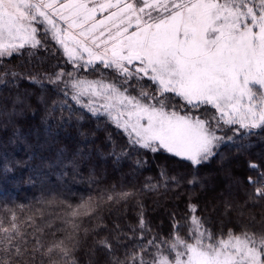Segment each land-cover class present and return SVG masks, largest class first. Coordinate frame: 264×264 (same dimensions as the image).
Segmentation results:
<instances>
[{
	"label": "snow or ice",
	"instance_id": "obj_1",
	"mask_svg": "<svg viewBox=\"0 0 264 264\" xmlns=\"http://www.w3.org/2000/svg\"><path fill=\"white\" fill-rule=\"evenodd\" d=\"M50 59L57 63L44 68ZM22 83L31 87L22 89ZM33 96L45 107L46 142L54 143L73 123L81 138L71 153L60 147L53 159L41 161L48 172L59 168L60 180L69 169L79 174L99 131L108 146L107 152L96 149L103 160L127 161L139 171L148 154L167 153L186 162L190 173L158 166V179L147 177L138 189H93L97 182L90 179L88 195L75 204L67 189L52 187L36 205H19L31 212L23 218L5 206L0 264H80L77 254L89 238L91 254L104 253L105 264H264V219L258 228L239 223L249 201L264 200L258 164L249 163L255 192H245L243 203L232 191L231 173L221 168L225 183L212 211L219 207L222 223L236 216L237 224L226 230L209 227L212 218L190 194L184 211L170 210L172 232L162 236L153 232L143 202L149 193L185 183L191 191L206 189L201 166L217 156L223 164V147L240 152L252 147L245 140L264 134V0H0V129L13 125L9 143L24 141L15 119L31 108ZM57 112L53 128L48 121ZM86 119L95 121L91 133L81 130ZM32 159H2L0 171L13 172ZM44 174L29 176L28 183ZM129 205L137 211L127 231L115 220L109 227L103 213L119 216ZM85 218L89 227H83ZM124 240L135 243L123 245L121 258L116 246Z\"/></svg>",
	"mask_w": 264,
	"mask_h": 264
},
{
	"label": "trees",
	"instance_id": "obj_2",
	"mask_svg": "<svg viewBox=\"0 0 264 264\" xmlns=\"http://www.w3.org/2000/svg\"><path fill=\"white\" fill-rule=\"evenodd\" d=\"M39 55L44 56L45 54L41 52ZM24 59L27 60V56ZM12 62L13 64H17L21 61L14 59ZM49 62L56 64L57 60H46L43 67L48 68ZM21 87L23 89L30 88L31 86L27 83H22ZM53 98L54 94L49 90V104H51ZM29 103L31 104V108H25L24 114L15 119V126L19 127L24 137L23 142L9 143V138L13 134V125H9L6 129H0V160L6 158L8 160L25 161L29 156L34 154V159L30 161L29 166L16 167L13 172L7 174L0 171V209L7 206L23 218L30 215L31 212L27 207L21 211L19 205H36L37 199L52 187L67 189L68 192L65 195L75 204L79 202L81 194L88 195L90 179L97 182L93 185V189L106 188L113 184L117 186L123 184L126 187L138 189L144 185L147 177L158 179V166L166 167L170 174L180 173L187 177L190 173V168L186 162L167 153L148 154L146 157L148 160L147 166L139 171H134L131 163L127 161L121 165H114L111 158L103 160L97 155L96 149L99 147L104 152H107L108 146L104 143L105 133L99 131L96 134L95 140L91 142V157L80 162L79 174L74 175L72 170L69 169V175L60 180L58 179V175L61 170L57 168L52 172H48L46 169L41 168V161L53 159L57 149L60 147H67L69 153L76 149L77 145L81 143V138L77 134L75 123L68 126L66 131H61L55 137L54 143L51 141L46 142L45 126L41 122L45 114V107L36 102L35 96L30 99ZM33 110L35 111L34 115ZM59 115V112L55 113V116L48 121L49 125H52L53 128H55L56 117H59ZM65 116H67V113H65ZM81 130L91 133L95 130V121L86 119L81 125ZM115 139L119 145L125 143L124 138L121 136H116ZM244 143H250L252 147L240 152H237L235 147H223L221 151L227 156V160L223 164L219 162L220 158L217 156L207 164L201 166V177L209 178L206 189L201 190L196 186L195 191H191L187 183H185L175 191L164 192L161 189L160 192L145 195L143 202L146 217L151 223L153 232L159 233L162 236H168L172 232L169 212L176 206H178L180 211H184L190 194L193 202L200 205L201 214L212 218L213 223L209 227L214 231H219L221 227L225 226L226 230L227 227L237 224L235 215L231 218L232 224H228L227 220L222 223L219 219V207L216 212H213L212 208L213 205H217L219 192L225 183L224 173L221 172L222 167L231 173L232 179L230 183L232 184V191L239 202L243 203L245 201V192H255V188L248 182L249 177L255 178L256 176V173L249 169V163H256L261 168H264V134L253 136L250 140H245ZM85 151L87 152L88 149L86 148ZM40 171H44L45 174L40 176L34 184L28 183L29 176L35 177ZM72 193H75V195H72ZM205 208L208 209L207 212H204ZM136 211L137 209L129 205L127 212L125 213L121 209V215L119 216H117L115 210L111 213L105 211L103 214L109 227H112L115 220L127 231L126 224L135 222ZM250 217H254L255 221H250ZM262 219H264V200H257L254 203L249 201L244 209V217L239 223H255V228H258L259 221ZM89 226L88 220L85 218L83 227ZM236 230H238V227ZM186 233V228L181 229V235H186ZM147 238H151V234ZM137 239H139V236H137ZM134 243L135 241L133 240H124L122 245L116 246V255L123 258L125 250L123 245L131 247ZM90 247L91 238H89L88 244L77 254L80 264H89L90 259L96 261V264H105L107 259L105 254L96 252L95 256H93Z\"/></svg>",
	"mask_w": 264,
	"mask_h": 264
}]
</instances>
